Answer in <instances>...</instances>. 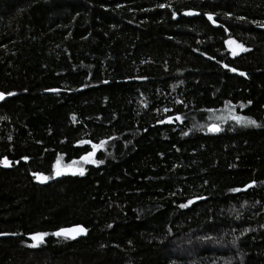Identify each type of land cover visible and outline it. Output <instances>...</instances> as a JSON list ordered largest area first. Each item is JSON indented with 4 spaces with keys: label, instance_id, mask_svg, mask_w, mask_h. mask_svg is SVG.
I'll use <instances>...</instances> for the list:
<instances>
[{
    "label": "trees",
    "instance_id": "trees-1",
    "mask_svg": "<svg viewBox=\"0 0 264 264\" xmlns=\"http://www.w3.org/2000/svg\"><path fill=\"white\" fill-rule=\"evenodd\" d=\"M262 25L264 0H0V264H264Z\"/></svg>",
    "mask_w": 264,
    "mask_h": 264
},
{
    "label": "snow or ice",
    "instance_id": "snow-or-ice-1",
    "mask_svg": "<svg viewBox=\"0 0 264 264\" xmlns=\"http://www.w3.org/2000/svg\"><path fill=\"white\" fill-rule=\"evenodd\" d=\"M161 7H164V5H161ZM209 20H212V15L209 14L208 16ZM240 19H243V18H240ZM232 71H236V69H232ZM243 75V73H242ZM4 93H0V99H3L4 98ZM7 95H13V93H7ZM234 119H236L238 122H240L241 120H243L245 123L247 124H252V125H255V121L254 120H251L247 117H233ZM177 119H179V117H177ZM214 131L215 130H218V129H213ZM80 143H86L85 141H80ZM101 144H103V141H101ZM99 147V145H93V148H97ZM94 155L93 152H89L87 153V155L85 156H82L81 157V160L85 161V162H92L91 161V157ZM23 159L27 160L28 158L27 157H23ZM3 163L5 165H8V160L7 158L4 159ZM102 163V161H101ZM61 173L59 171L56 172V175H60ZM81 175H83V171L80 172ZM35 175V174H34ZM38 179H41V180H46L48 179L49 177H42V176H37ZM251 186V185H249ZM232 191H238V189H232ZM192 201H189V203H191ZM181 207H186V205L182 204L180 205ZM87 229L83 228L82 226L78 228V231H77V234L79 233H86ZM54 235H57V236H60V235H65L66 237L69 235V232L63 228L59 229L57 232L53 233ZM44 235H47V233H42V234H35L32 236V239L33 240H42L43 236ZM74 238V237H73Z\"/></svg>",
    "mask_w": 264,
    "mask_h": 264
},
{
    "label": "rangeland",
    "instance_id": "rangeland-1",
    "mask_svg": "<svg viewBox=\"0 0 264 264\" xmlns=\"http://www.w3.org/2000/svg\"><path fill=\"white\" fill-rule=\"evenodd\" d=\"M226 47L228 48L230 53L233 55L239 54L240 52L245 50L244 46H242L241 44H239L233 39H229L228 41H226ZM3 161H2V164L4 166L9 165V163L8 165H5ZM84 163L86 162L83 160L73 161V162H68V163L63 162L62 160H57L54 163V175H56L57 171L61 173L60 175L65 174V173H80L81 171H83ZM39 176H42V175H39ZM38 180H41V179H38ZM34 241H37V240H34Z\"/></svg>",
    "mask_w": 264,
    "mask_h": 264
},
{
    "label": "water",
    "instance_id": "water-1",
    "mask_svg": "<svg viewBox=\"0 0 264 264\" xmlns=\"http://www.w3.org/2000/svg\"><path fill=\"white\" fill-rule=\"evenodd\" d=\"M209 15H207V18H208ZM209 19V18H208ZM210 22L213 24V26L215 27H218V24L215 23L214 19H213V15H212V20H210ZM261 29L264 31V25L261 26ZM46 92H51L50 90H47ZM0 93H4L2 91H0ZM4 98L3 99H0V103L2 101H4L5 99H7L10 95H7V93H4ZM218 129V125H211L209 127L210 130L214 131L213 129ZM216 131V130H215ZM82 225H79V224H75V225H71V226H67V227H64L63 229L67 230L69 232V235L66 237L65 235H60L59 237H62V238H65V239H69V240H75V239H78V238H81V237H84L86 235V233H79L77 234V231H78V228L81 227ZM83 227V226H82ZM84 228V227H83ZM58 231V230H57ZM55 231V232H57ZM54 232V233H55ZM57 236V235H55ZM74 237V238H73Z\"/></svg>",
    "mask_w": 264,
    "mask_h": 264
},
{
    "label": "bare ground",
    "instance_id": "bare-ground-1",
    "mask_svg": "<svg viewBox=\"0 0 264 264\" xmlns=\"http://www.w3.org/2000/svg\"><path fill=\"white\" fill-rule=\"evenodd\" d=\"M10 96H11V95H10ZM10 96H9V97H10ZM2 102H3V101H2ZM212 125H217V124H212ZM209 127H210V126H209ZM211 131H212V130H211Z\"/></svg>",
    "mask_w": 264,
    "mask_h": 264
}]
</instances>
